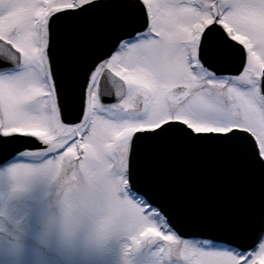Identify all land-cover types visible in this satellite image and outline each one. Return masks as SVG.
Returning a JSON list of instances; mask_svg holds the SVG:
<instances>
[{"label": "snow or ice", "instance_id": "1", "mask_svg": "<svg viewBox=\"0 0 264 264\" xmlns=\"http://www.w3.org/2000/svg\"><path fill=\"white\" fill-rule=\"evenodd\" d=\"M0 264H264V0H0Z\"/></svg>", "mask_w": 264, "mask_h": 264}, {"label": "water", "instance_id": "2", "mask_svg": "<svg viewBox=\"0 0 264 264\" xmlns=\"http://www.w3.org/2000/svg\"><path fill=\"white\" fill-rule=\"evenodd\" d=\"M185 171L186 180L180 194L190 199L193 213L203 219L213 220L223 214L235 196L251 194L236 189L208 161H187Z\"/></svg>", "mask_w": 264, "mask_h": 264}, {"label": "rangeland", "instance_id": "3", "mask_svg": "<svg viewBox=\"0 0 264 264\" xmlns=\"http://www.w3.org/2000/svg\"><path fill=\"white\" fill-rule=\"evenodd\" d=\"M74 185L68 184L64 188L54 191L47 201V211L39 225V231L63 235L66 231V215L61 207L65 191H75ZM82 187V185H81Z\"/></svg>", "mask_w": 264, "mask_h": 264}]
</instances>
